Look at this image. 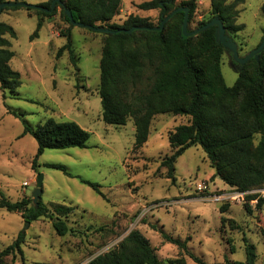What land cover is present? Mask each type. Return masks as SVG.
I'll list each match as a JSON object with an SVG mask.
<instances>
[{
  "label": "rangeland",
  "instance_id": "obj_1",
  "mask_svg": "<svg viewBox=\"0 0 264 264\" xmlns=\"http://www.w3.org/2000/svg\"><path fill=\"white\" fill-rule=\"evenodd\" d=\"M25 1L37 5L48 0ZM144 1L148 0H122L119 14L110 23L121 24L134 14L156 24L159 9H138ZM182 1L176 0V4ZM263 3L245 0L237 7L236 24L244 28L227 36L236 43L241 58L257 47L264 34ZM210 10V0H196L188 30L210 20ZM0 21L16 34L10 39L14 52L10 66L20 73L21 80L14 93L0 89V195L11 202L31 198L36 177L42 174L41 201L46 206L60 203L74 208L66 220L71 231L63 237L56 235L49 218L41 217L27 226L20 213L0 209V250L22 232V250L29 264H87L137 229L164 262L183 258L186 264H197L187 251L205 264L244 262L246 238L255 246L256 264H264L260 233L264 204L256 208V199L247 201L246 197L264 196L263 188L233 199L240 191L215 177L204 152L195 146L177 159L175 180L164 178L166 168L160 163L172 153L168 133L187 123L186 117L171 113L154 116L148 140L138 150L132 149L131 119L120 127L102 121L98 95L102 33L72 28L74 65L66 51L57 55L64 44L59 30L67 26L60 8L45 20L34 38L37 18L24 9H6ZM221 72L225 84L232 86L238 71L228 51L222 55ZM47 119L74 121L90 133V138L85 148L45 149L34 171L31 164L37 143L30 134L22 133L25 124L34 128ZM46 164L62 165L73 177ZM79 178L99 184L104 197ZM153 226L186 242L187 251L165 241ZM6 264H21L20 257H8Z\"/></svg>",
  "mask_w": 264,
  "mask_h": 264
},
{
  "label": "trees",
  "instance_id": "obj_2",
  "mask_svg": "<svg viewBox=\"0 0 264 264\" xmlns=\"http://www.w3.org/2000/svg\"><path fill=\"white\" fill-rule=\"evenodd\" d=\"M6 0H0V4ZM17 1V0H15ZM26 2L25 0H18ZM51 13L24 6L4 7L24 9L37 18L36 29L31 38L37 37L46 19L56 14L67 24L59 30L64 44L57 55L64 51L75 65L72 48L73 24L64 14L68 9L74 21L84 25L111 30L130 29L131 33H102L101 57L99 61L98 95L102 107V121L107 125L123 126L129 119L134 127L133 150H138L147 142L151 121L158 114L171 113L187 118L168 133V143L172 153L163 159L160 166L166 168L164 178L175 180L177 159L190 147H200L214 169V176L237 191L264 189V49L256 57L246 62L232 86L225 84L221 72V58L225 47L215 40V27H210L192 36L180 35L184 12L173 14L162 30L157 27L173 10L188 9V24L192 19L196 0H148L137 5L143 11L159 9L158 22L152 24L148 18L129 14L121 24L110 23L119 14L122 0H60ZM245 0H210V13L221 21L225 34H237L244 28L236 24L237 7ZM52 0L38 5L49 9ZM264 16V3L260 7ZM208 20V21H210ZM208 21H201L197 28ZM89 30V29H87ZM92 31V30H89ZM191 31V30H188ZM16 37L13 28L0 21V89L14 93L21 85L20 73L11 68L14 52L10 49V39ZM264 34L259 42H262ZM258 44V45H259ZM257 45V46H258ZM13 115L17 116L15 112ZM24 122V121H23ZM23 135L30 134L37 143V152L31 168L37 171L38 158L45 149L85 148L90 133L74 121L47 119L32 128L25 124ZM73 177L64 166L46 164ZM104 197L97 183L79 178ZM247 201L256 199V208L264 204V196H246ZM0 209L18 212L24 223H32L41 217L51 220L56 235L63 237L70 233L67 219L74 208L60 203L46 206L41 199L38 205L31 198L8 201L0 195ZM250 212V207L245 204ZM224 221V220H223ZM163 239L187 251L186 242L174 239L157 229ZM264 240V229L260 230ZM25 233H18L15 239L0 250V264L6 259L20 257L21 264H29L24 259L22 245ZM246 258L244 262L228 264H256L255 246L243 238ZM197 264H205L202 259L189 253ZM264 260V249H263ZM87 264H186L184 259L161 261L154 247L139 230H131L117 247L99 254Z\"/></svg>",
  "mask_w": 264,
  "mask_h": 264
},
{
  "label": "water",
  "instance_id": "obj_3",
  "mask_svg": "<svg viewBox=\"0 0 264 264\" xmlns=\"http://www.w3.org/2000/svg\"><path fill=\"white\" fill-rule=\"evenodd\" d=\"M56 4L63 6V3L60 0H52L50 8L46 9L40 5H35V4H29L27 2H22V1H13V2H2L0 4V14L1 11L3 10L4 7H16V6H24V7H29V8H33L36 10H40V11H44L47 13H51ZM184 12V18H183V23H182V29L180 32V35L183 36H192L195 35L197 33H200L210 27H215V40L220 43L223 47H225V49L231 53L232 58L235 62V66L237 68V71L241 70L242 66L248 62L251 58L256 57L257 55L264 49V38L262 40V42L254 49L252 50L249 54H247L246 56H244L243 58L239 57L238 55V50H237V45L236 43L233 41L232 38H230L229 36H227L225 34V29L221 23V21L217 18H213L212 20L208 21L205 25L196 28L194 30L188 31V9L185 7H179L175 10H173L167 17H165L159 26L157 27H145V29H149V30H162L164 27V24L166 23V21L169 20V18L177 13V12ZM64 14L66 15V17L69 19L70 23L73 24L74 26H78L81 28H85V29H89L98 33H107V34H115V33H119V32H123V33H131L133 30H136L137 27L134 28H130V29H118V30H111L108 28H102V27H94V26H90V25H84L82 23H78L76 21H74L71 12L64 8ZM42 180H43V176L42 174H38L36 177V187L34 188L32 194H31V199H32V204L34 206L38 205V201L40 199V194L42 192ZM29 225V223H27V226Z\"/></svg>",
  "mask_w": 264,
  "mask_h": 264
},
{
  "label": "built area",
  "instance_id": "obj_4",
  "mask_svg": "<svg viewBox=\"0 0 264 264\" xmlns=\"http://www.w3.org/2000/svg\"><path fill=\"white\" fill-rule=\"evenodd\" d=\"M247 192H248V191H247ZM247 192H239V193H236L232 198H233V199L243 198L244 195L247 194Z\"/></svg>",
  "mask_w": 264,
  "mask_h": 264
},
{
  "label": "crops",
  "instance_id": "obj_5",
  "mask_svg": "<svg viewBox=\"0 0 264 264\" xmlns=\"http://www.w3.org/2000/svg\"><path fill=\"white\" fill-rule=\"evenodd\" d=\"M45 2V1H44Z\"/></svg>",
  "mask_w": 264,
  "mask_h": 264
}]
</instances>
